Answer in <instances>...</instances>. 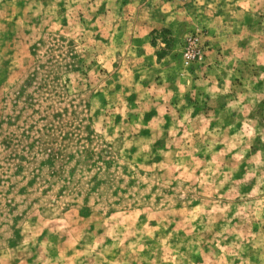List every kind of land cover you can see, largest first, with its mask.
<instances>
[{
	"label": "rangeland",
	"instance_id": "1",
	"mask_svg": "<svg viewBox=\"0 0 264 264\" xmlns=\"http://www.w3.org/2000/svg\"><path fill=\"white\" fill-rule=\"evenodd\" d=\"M0 264H264V0H0Z\"/></svg>",
	"mask_w": 264,
	"mask_h": 264
}]
</instances>
